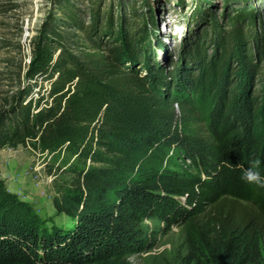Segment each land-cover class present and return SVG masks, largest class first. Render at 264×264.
Returning a JSON list of instances; mask_svg holds the SVG:
<instances>
[{
  "label": "trees",
  "instance_id": "obj_1",
  "mask_svg": "<svg viewBox=\"0 0 264 264\" xmlns=\"http://www.w3.org/2000/svg\"><path fill=\"white\" fill-rule=\"evenodd\" d=\"M86 2L55 0L0 107V150L54 157L47 219L0 173V264H129L155 214L192 225L182 264H257L264 188L241 177L264 174V18L195 0L174 48L146 1Z\"/></svg>",
  "mask_w": 264,
  "mask_h": 264
},
{
  "label": "rangeland",
  "instance_id": "obj_2",
  "mask_svg": "<svg viewBox=\"0 0 264 264\" xmlns=\"http://www.w3.org/2000/svg\"><path fill=\"white\" fill-rule=\"evenodd\" d=\"M104 5L117 0H102ZM138 7L143 0H121ZM152 7L155 21L159 25L158 37L168 47L176 48L180 25L189 13L195 0H144ZM229 10L252 9L264 18V0H202ZM208 4V5H209ZM81 7L87 5L80 0ZM59 17L55 0H0V107L16 85L19 69L28 63L30 40L40 25L50 16ZM166 37V38H164ZM7 46V48H3ZM52 155H39L28 148H4L0 150V173L9 191L29 202L41 219L54 214L52 206L51 176L45 175L44 162L52 160ZM61 157H59L60 159ZM58 159V160H59ZM177 169L190 171L188 162L177 160ZM57 224L67 223L65 218H54ZM139 250L128 257L129 264H182L188 254L190 244L196 235L192 225L181 221L166 222L158 214L144 220ZM257 264H264L261 256Z\"/></svg>",
  "mask_w": 264,
  "mask_h": 264
},
{
  "label": "clouds",
  "instance_id": "obj_3",
  "mask_svg": "<svg viewBox=\"0 0 264 264\" xmlns=\"http://www.w3.org/2000/svg\"><path fill=\"white\" fill-rule=\"evenodd\" d=\"M262 161L253 160L248 167H243L242 179L250 184L264 188V174L260 170Z\"/></svg>",
  "mask_w": 264,
  "mask_h": 264
},
{
  "label": "built area",
  "instance_id": "obj_4",
  "mask_svg": "<svg viewBox=\"0 0 264 264\" xmlns=\"http://www.w3.org/2000/svg\"><path fill=\"white\" fill-rule=\"evenodd\" d=\"M29 61V59L27 60V62Z\"/></svg>",
  "mask_w": 264,
  "mask_h": 264
}]
</instances>
